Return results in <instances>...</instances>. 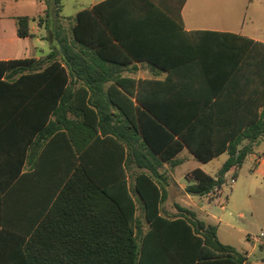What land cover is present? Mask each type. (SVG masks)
<instances>
[{
	"label": "trees",
	"instance_id": "16d2710c",
	"mask_svg": "<svg viewBox=\"0 0 264 264\" xmlns=\"http://www.w3.org/2000/svg\"><path fill=\"white\" fill-rule=\"evenodd\" d=\"M38 1L42 14L15 17L17 34L33 36L38 20L51 51L0 61V264H244L216 225L163 210L161 168L184 149L202 163L227 154L217 177L187 175L203 197L255 152L264 43L192 31L186 48H162L164 33L183 31L186 0H106L75 24L63 0ZM118 2L122 25L103 15ZM134 62L167 76L125 75Z\"/></svg>",
	"mask_w": 264,
	"mask_h": 264
},
{
	"label": "crops",
	"instance_id": "0c3cea01",
	"mask_svg": "<svg viewBox=\"0 0 264 264\" xmlns=\"http://www.w3.org/2000/svg\"><path fill=\"white\" fill-rule=\"evenodd\" d=\"M32 1L35 6V14L28 15V14H20L15 10L16 8H18L19 4L24 3V0H0V44L4 46V51L0 52V61L9 60V59L31 58V57L40 58V57H45L51 51V43L46 39V30L43 26H39L38 20H34V21L31 20L30 22V28L33 36L27 38L18 37L15 17L21 15H27L30 16L31 18H34L40 13L42 14V11L45 9V5L43 3L39 2L38 0H32ZM85 1L87 2L79 3L78 7L75 9L72 16H67V17L64 16V17L72 18V22L73 24H75L74 18L78 13L84 10H90L95 5L102 3L106 0H85ZM252 1L253 0H251V2ZM192 2L193 0H186L185 4L182 6L181 9V16L184 25L183 31L179 29H175L172 32L166 34L164 33L162 36V41L160 42L159 46H162V48L164 49L169 48L174 51L176 50V48L179 47L186 48L188 42L187 40H190V37H187L185 32H192V31H215L222 33H230V34H236V35L248 37L254 41L264 43V0L259 1L258 5H256L253 8L252 13L249 15V17H246L245 20H243V22L240 23H234L230 21L222 22L220 20L214 19L209 15H205L206 12L204 13V6L201 7L198 6L196 8L192 4ZM122 9H123L122 3L120 2L114 3L112 7H105V9H103V15L109 21L122 25L124 24L123 14L121 12ZM129 68H132L133 70H126L124 74L127 76L135 77L137 79L164 80L167 76L166 72H160L159 70L152 68L148 63L134 62L132 65L129 66ZM180 154L176 157L177 164L175 166H172L168 163H164L163 167L161 168V171L163 168H167L168 165L172 167L174 171V169L183 162V160L179 157ZM247 159H249L250 162L254 165L255 167L254 170L261 173L260 171L264 169V150L258 151L255 147V152L253 154H250L247 157ZM238 170L239 168L230 170L225 175L226 181L230 176L232 177L234 176L236 178L238 176ZM191 172L187 173L185 177H187V175L190 174ZM165 175L167 177L166 173ZM211 176L217 177V175L216 176L211 175ZM172 178L174 182L182 190L187 189L189 185L188 180L187 183H181L179 185L178 181L175 179L176 175L174 172ZM167 180H168L167 189L170 195L171 185L169 183L168 177ZM222 193L223 190L222 188H220L206 195V197L209 199V201L213 202L214 199H216L217 202H219L218 201L219 199L217 198L218 195H221ZM186 196H187V200L184 199V201L188 204L187 206H191V207L192 205L195 206L194 198L200 197V196L190 195L187 192V190H186ZM176 204H178L182 208H187L194 211L192 208H189L182 204L179 203ZM176 204L174 205V207L171 208V211L177 212ZM163 210L165 211V209ZM226 210L227 207L224 204H222L220 207V211H222V214L220 215L214 213L211 209H207V210L204 209L205 212L204 221H206L209 224L216 225L218 229L217 234L221 224L223 223L224 218L226 217L225 216ZM248 245L249 247L246 249H239L233 246L238 250L247 253L248 259L244 264H250V258L252 256L255 257L254 259L255 261L264 262V255L262 254V252L264 251V247L253 244L251 238L249 239ZM258 250H260L261 253H258Z\"/></svg>",
	"mask_w": 264,
	"mask_h": 264
},
{
	"label": "rangeland",
	"instance_id": "374dc122",
	"mask_svg": "<svg viewBox=\"0 0 264 264\" xmlns=\"http://www.w3.org/2000/svg\"><path fill=\"white\" fill-rule=\"evenodd\" d=\"M262 0H193L194 7L204 6L205 15H209L214 19L222 22L240 23L252 13L253 8ZM87 2L85 0H63L62 16H72L79 3ZM249 7V10H248ZM20 14H35V6L32 0H24V3L18 5L15 9ZM34 21V20H33ZM32 21V22H33ZM4 51V46L0 44V52ZM256 149L264 150V138H261ZM183 162L178 165L174 171L169 165L163 168L162 171L167 174L170 183V195L164 205L167 213L173 214L171 211L176 203L187 206L184 201L187 200L186 190H182L173 180V172L176 175V180L179 185L187 183L186 174L194 169H201L213 176H216L227 160V154H223L208 163L198 161L188 149H185L179 156ZM254 165L249 159L245 161L242 167L238 170L236 182L231 184L230 176L226 183L222 186L223 193L218 195L217 202L209 201L206 196L196 197L195 206H187L192 208L200 219L204 220V209H211L216 214H222L220 207L224 204L227 207L225 218L218 231L219 239L228 245L235 246L239 249L249 247V239L259 236L264 229V169L261 173L254 170ZM132 187L134 181L131 179ZM140 218L144 221L145 229L147 224L144 219L142 210L138 212ZM258 253H261L258 250ZM264 255V251L262 252ZM255 257L250 258V264H264L261 261H255Z\"/></svg>",
	"mask_w": 264,
	"mask_h": 264
},
{
	"label": "built area",
	"instance_id": "2783aa9c",
	"mask_svg": "<svg viewBox=\"0 0 264 264\" xmlns=\"http://www.w3.org/2000/svg\"><path fill=\"white\" fill-rule=\"evenodd\" d=\"M231 184L236 182V178L233 176L230 180ZM253 244L264 247V229L261 231L259 236L251 238Z\"/></svg>",
	"mask_w": 264,
	"mask_h": 264
}]
</instances>
